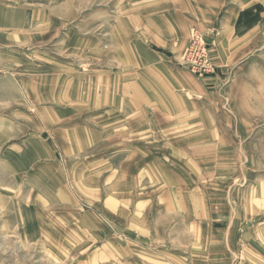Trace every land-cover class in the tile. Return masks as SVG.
<instances>
[{"label":"rangeland","instance_id":"obj_1","mask_svg":"<svg viewBox=\"0 0 264 264\" xmlns=\"http://www.w3.org/2000/svg\"><path fill=\"white\" fill-rule=\"evenodd\" d=\"M136 2L79 0L78 46L70 52L57 47V39L49 41L42 54L39 44L15 48L10 57L0 52V264H218L200 258L211 256L224 264H264V49L238 71L243 83L225 88V100L217 104L222 116L205 119L208 132L201 135L204 164L196 168L207 178L205 196L192 201L209 212L207 219L231 223L223 231L224 243L210 241L205 247L207 240L201 238L196 244L189 240L190 245L162 244L168 233L162 225L169 219L157 197V215L142 213L147 226L137 224L139 214H124L121 204H106L108 194L122 197L119 175L110 184L103 175L90 178L92 190L95 182L104 189L100 197L79 198L69 186L72 178L78 183L79 171L95 167L90 162L104 158L115 160V173L120 168L128 173L127 180L133 179L122 199L127 209L133 212V202L141 197L132 178L136 170L117 159L124 152L119 151V134L112 143L83 151L79 161L71 154L75 128L88 133L96 126L101 112L94 110L93 92L102 94L115 72L111 67L125 56L120 44L154 43L148 27L151 6ZM191 30L202 33L212 49L207 32ZM67 46L71 48V39ZM209 56L211 60V51ZM131 57L128 53L127 65L134 67ZM186 72L201 78L212 71L200 77ZM134 104L129 97L127 109ZM135 121L127 120L133 128ZM143 122L151 125L149 118ZM213 125L224 126L225 132H211ZM127 137L132 143L137 138ZM128 157L134 159L135 151ZM120 197L115 200L120 202ZM184 257L189 259L182 261Z\"/></svg>","mask_w":264,"mask_h":264},{"label":"crops","instance_id":"obj_2","mask_svg":"<svg viewBox=\"0 0 264 264\" xmlns=\"http://www.w3.org/2000/svg\"><path fill=\"white\" fill-rule=\"evenodd\" d=\"M138 1L151 6L148 27L152 28L154 43L145 47L128 46L127 41L120 44L125 56L120 57L118 65L111 67L115 72L109 74L102 94L93 92L94 110L101 112L96 126L88 133L75 128L71 154L79 161L83 151L97 150L101 145L112 143L119 134V151L124 152L117 159L121 166L130 162L136 170L132 178H136L135 187L141 197L133 202V212L127 209L122 199L133 179L127 180L128 173L123 169H115L118 171L115 173L112 168L115 160L104 158L90 162L95 167L87 172L77 174L75 170L78 183L72 178L69 186L79 198L100 197L104 189L95 182V190H92L90 178L103 175L110 184L120 179L119 175L122 197L108 194L106 204H121L124 214H139L137 224L147 226L142 213L157 215L153 209L157 197L161 213L169 219L162 225L168 231L162 244L168 247L190 245L189 240L195 239L196 244L201 238L207 240L203 241L205 247L212 245L210 241L224 243L223 231L228 230L231 223L207 219L209 212L192 201L205 196L207 178L200 170L204 164L205 140L201 135L208 132L205 119L222 116L217 104L225 100V88L229 90L243 83L238 71L253 63L254 55L264 49V0ZM79 11V0H0V52L10 57L15 48L39 44L42 54L47 51L43 47L53 39H57L56 46L60 44L64 53L72 51L78 46ZM192 27H199L213 39L212 72L201 78L191 76L177 65ZM69 39L71 48L67 46ZM128 53L132 54L134 67L127 65ZM91 93L89 88V96ZM129 97L130 102H135L131 110L127 109ZM213 100L216 102L212 103ZM88 114L92 118L91 113ZM127 117L136 119L135 128L127 122ZM144 118L151 119L150 126L144 125ZM210 128L211 132H225L222 125ZM128 134L137 137L135 143ZM133 150L134 159L128 157ZM147 151H151L149 155H145ZM111 173L114 175L108 178ZM59 194L66 195L64 191ZM117 197L120 202L115 200ZM234 225L238 228L239 223ZM186 258L189 259L181 260L186 261ZM200 258L208 263L224 264L223 259L215 256Z\"/></svg>","mask_w":264,"mask_h":264},{"label":"built area","instance_id":"obj_3","mask_svg":"<svg viewBox=\"0 0 264 264\" xmlns=\"http://www.w3.org/2000/svg\"><path fill=\"white\" fill-rule=\"evenodd\" d=\"M209 51L210 46L206 43L204 35L196 30H191L187 45L177 64L192 75L199 77L205 75L212 71Z\"/></svg>","mask_w":264,"mask_h":264}]
</instances>
